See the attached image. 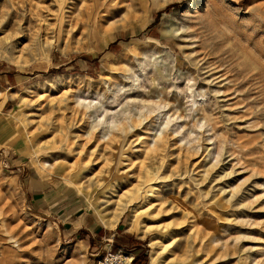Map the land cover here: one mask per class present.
Masks as SVG:
<instances>
[{
  "label": "rangeland",
  "instance_id": "1",
  "mask_svg": "<svg viewBox=\"0 0 264 264\" xmlns=\"http://www.w3.org/2000/svg\"><path fill=\"white\" fill-rule=\"evenodd\" d=\"M264 264V0H0V264Z\"/></svg>",
  "mask_w": 264,
  "mask_h": 264
},
{
  "label": "built area",
  "instance_id": "2",
  "mask_svg": "<svg viewBox=\"0 0 264 264\" xmlns=\"http://www.w3.org/2000/svg\"><path fill=\"white\" fill-rule=\"evenodd\" d=\"M121 257L114 251L107 255L106 258H101L99 264H118ZM128 259V258H126ZM129 260V259H128ZM132 264V261L130 262Z\"/></svg>",
  "mask_w": 264,
  "mask_h": 264
},
{
  "label": "bare ground",
  "instance_id": "3",
  "mask_svg": "<svg viewBox=\"0 0 264 264\" xmlns=\"http://www.w3.org/2000/svg\"><path fill=\"white\" fill-rule=\"evenodd\" d=\"M129 259V262H131L132 261V259H130V258H128Z\"/></svg>",
  "mask_w": 264,
  "mask_h": 264
}]
</instances>
